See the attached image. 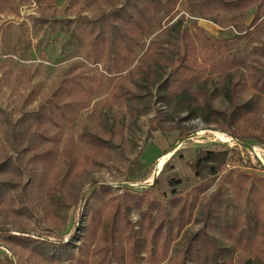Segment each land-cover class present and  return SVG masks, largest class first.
<instances>
[{
  "label": "trees",
  "instance_id": "1",
  "mask_svg": "<svg viewBox=\"0 0 264 264\" xmlns=\"http://www.w3.org/2000/svg\"><path fill=\"white\" fill-rule=\"evenodd\" d=\"M37 1L49 6L53 3V0ZM116 1L118 5L110 13L102 12L94 21L84 22L83 26L90 25V33L95 35L93 51L89 55L92 63H101L106 51L109 62L103 66L105 75L102 78L111 87V101L127 103V127L154 113V105L163 103L173 108V114L167 117L168 114L165 116L158 109L150 120L151 134L179 131L182 139L188 137L191 133L188 129L173 125L176 115L187 111L185 119L201 118L206 126L217 125L219 131L235 139L260 140L259 136L238 126L246 119L264 114L260 104L261 99L264 101V39L253 46L255 35L264 33V0H186L185 9L189 15L218 25L223 33H234L227 39H211L196 21H192L189 27L184 26V17L173 21L170 16L174 2L177 4L179 0H168L167 4L162 0ZM166 17V24L159 27L155 39L148 43L154 18L161 25ZM249 18H252L250 25ZM40 23L47 24L48 21ZM72 24L73 21L67 22L68 26ZM75 30L81 32L83 28L78 26ZM209 78H213L212 88L207 86ZM95 82H91L92 90ZM79 89L87 93L84 86ZM154 89L158 98L152 105L142 93L147 91L152 101ZM63 90L74 91L70 86L63 87ZM244 91L251 93V98L240 101L239 94ZM219 97L229 102V110H218L214 106ZM74 104L84 106L77 101ZM73 105L67 102L65 106L70 109ZM56 112H59V118L68 120L66 110L56 103L54 107L29 113L19 122L17 130L0 109L2 120L8 126V141H15L13 151L33 154L24 167L3 149L0 153V204L3 205L0 215L4 216L6 224H22L24 218L33 215L34 207L28 206L27 200L36 189L42 203L46 197L55 209L60 206L69 212L73 207L84 205L87 212L90 210L81 218L86 220L82 239L88 245V254L96 258L92 264H144L145 261L147 264H223L222 258H227L225 264H233V258L240 252L248 253L259 264H264V179L229 168L238 161L243 162L236 160V150H200L190 164L200 184L185 195L174 191L168 198L159 191L157 181L141 192L127 188L121 195L111 197L112 190L104 186L96 197L97 206L90 207L76 179L88 178L93 167L105 166L115 157L122 158L117 138H122L125 126L111 127L108 120H104L102 130L90 131L86 126L82 127L78 140L85 149L84 160L79 165L73 157V146L70 147L71 153L64 148L59 154V140L47 135V122L61 127L55 118ZM32 121L37 124L26 131ZM166 122H169L168 126ZM69 124L73 126L70 120ZM262 130L264 135V124ZM32 136H35V143L24 146L23 142ZM68 140L73 144V136L70 135ZM50 141L54 144L48 146ZM230 153L233 154L229 157ZM57 159H60L59 164H55ZM63 163L68 168L66 172ZM248 164L253 166L250 162ZM39 165L41 172L37 169ZM26 173L32 176L30 180L25 179ZM148 173L139 153L128 168L126 181L136 183L144 180ZM64 180L68 181L67 201L60 199L58 194L64 187ZM242 182L250 186L252 212L242 223L222 227L224 236L233 242L232 249L220 246L206 229L188 238L181 248L173 250L191 216L199 208L200 196L214 189L200 214L207 224L211 220L218 221L216 213L227 186L241 188ZM170 184L176 187L182 181L172 179ZM44 206L48 218V209L46 204ZM134 209L139 211L138 222L131 219ZM7 232L9 243L29 250L31 255L44 261L60 263L75 257L73 236L67 241L48 235L35 236L24 225L18 229L9 228ZM0 264L14 262L12 258H6L0 260Z\"/></svg>",
  "mask_w": 264,
  "mask_h": 264
},
{
  "label": "rangeland",
  "instance_id": "2",
  "mask_svg": "<svg viewBox=\"0 0 264 264\" xmlns=\"http://www.w3.org/2000/svg\"><path fill=\"white\" fill-rule=\"evenodd\" d=\"M125 1L121 0V3ZM162 3L167 4L168 0H162ZM175 3L170 16L173 21L184 17L186 19L185 27H189L192 21H196L211 39L233 37V32L223 33V29L218 25L189 15L185 9L186 0H179L177 4ZM170 4L173 6V3ZM117 5L116 0H53L50 6L40 4L37 0H0V109L6 113L7 119L19 130V122L24 120L29 113H36L42 108L54 107L56 103L60 104L61 108L66 110L68 120L59 118V112H56L55 118L60 121L61 127L58 128L47 122L46 132L48 137L55 136L59 140L57 146L59 154L64 148H68L71 153L70 147L73 146L75 149L73 157L79 165L84 160L85 149L83 143L78 140V134L82 127L86 126L90 131L95 128L102 130L104 120H108V125L111 127L125 126L123 128L124 135L120 139L117 138L122 158L115 157L105 166L93 167L88 178L76 179L82 188L85 201L89 200L90 207L96 205V197L104 186L112 190L110 197L124 193L128 188L125 185H133L132 190L141 192L156 181L159 191L165 193L168 198L174 191L187 194L200 184V180L196 178L190 165L195 161L200 150H236L238 152L236 160L241 159L244 163L238 161L229 168H237L247 176L254 175L264 179L263 113L242 121L238 126L241 130L259 136L260 140L241 141L219 131L217 125L206 126L201 118L185 119L188 116L187 111H182L176 115L173 125L184 127L191 133L182 139L179 131L162 132L172 139V144L162 153L158 151L157 145L151 144L155 133H150V120L159 109V104L154 105L158 98L157 91L154 89L152 101L147 91H143L142 95L154 105L155 112L141 117L131 127H127V103H113L110 96L111 87L102 78L105 75L103 66L109 62L105 56L106 51L104 50L102 54L101 63H92L89 55L93 51L95 35H91L90 25L83 26L84 22L94 21L102 12L110 13ZM167 19L166 17L161 25H158L154 18L153 25L150 27L152 35L148 38V43L155 39L158 34L157 30L166 24ZM44 20L48 23H40ZM200 20L207 21L206 23L202 22L203 25H208L207 29L199 24ZM68 21H73L72 26L67 25ZM251 22L252 18H249L248 24L250 25ZM78 26H81L83 31L76 32L75 29ZM260 39H264L262 32L253 38V46L259 45ZM212 79H207V86L210 88L213 86ZM93 80L96 82L95 89L92 90L90 86ZM72 84L73 86H71ZM66 86L68 88L70 86L74 91L70 93L63 90V87ZM80 86H84L87 93L80 92ZM60 88L59 93L58 89ZM250 98L251 93L248 91L239 94L240 101ZM76 101L84 103V106L74 104ZM67 102L74 104V107L66 108ZM260 104L264 111L262 99ZM214 106L222 111L230 109V104L224 97L217 98L214 101ZM167 107V117H169L173 114V108L169 105ZM185 114L187 116H183ZM2 119L3 117L0 115V153L3 149L16 163L26 167L30 160L29 157L33 154L25 155L21 150L13 151L12 144L15 141H8V126ZM182 119L185 120L182 122ZM69 120L72 121L73 126H70ZM36 124L35 121H32L26 127V131L32 130ZM165 124L168 126L169 122ZM70 135L73 136V144L68 140ZM34 143L35 136H32L29 140L24 141L23 145L29 146ZM47 144L48 146L52 145L54 141ZM139 153L142 154V160L148 167L149 173L144 180L127 183L128 168ZM232 154L230 153L229 157ZM165 156L168 158L164 160L162 168L158 170V164ZM59 161L60 159H57L55 164H59ZM249 162L253 166H250ZM258 165L262 168H253ZM37 167L41 172L40 165ZM62 167L66 172L67 166L63 163ZM156 171H158V175L154 181L153 174ZM31 178L32 176L26 173L25 179L30 180ZM172 179L180 180L182 184L173 187L170 184ZM235 179L241 181L239 177H235ZM93 182L97 184L94 185ZM63 183L64 187L58 194L60 199L67 201L68 197L65 191L68 188V181L64 180ZM241 185V188L227 186V192L222 195L220 210L216 213L218 221L211 220L208 224L203 220L200 210L208 202L214 189L200 196L198 199L199 208L191 216L190 223L181 238L174 244L173 250L181 248L188 238L206 229L220 246L232 249L233 242L224 236L222 227L226 224H240L252 212L249 199L250 186L243 182ZM44 204L48 209V218L44 214ZM27 205L34 207L33 215L24 218L22 224H6L4 216L0 215V260L12 258L14 264H92L95 261L96 258L88 254V245L82 239L86 220L81 217L90 213V210L87 212L84 205L73 207L69 212L60 206L55 209L46 197L42 203L36 189L32 192L31 199L27 200ZM1 207H3L2 204H0ZM131 219L133 222L139 221L140 216L137 209L132 211ZM22 225L26 226L28 232L35 236L48 235L53 239L66 241L71 239V236L75 237L74 259L67 262L51 263L31 255L29 250L21 246H13L7 241V229L13 227L18 229ZM136 231L139 232V228ZM144 257L147 258L146 254ZM226 259L222 258L223 264ZM144 264L147 262L145 261ZM233 264L259 263L250 254L240 252L233 258Z\"/></svg>",
  "mask_w": 264,
  "mask_h": 264
},
{
  "label": "crops",
  "instance_id": "3",
  "mask_svg": "<svg viewBox=\"0 0 264 264\" xmlns=\"http://www.w3.org/2000/svg\"><path fill=\"white\" fill-rule=\"evenodd\" d=\"M200 21H201V23H199V24L201 26H203L205 29H207L208 25L202 24V22L206 23L207 21H204V20H200ZM171 140L172 139L170 137H167L166 134L158 131V132H155V134L153 135V140H152L151 144L157 145L158 151L163 153L172 144Z\"/></svg>",
  "mask_w": 264,
  "mask_h": 264
},
{
  "label": "built area",
  "instance_id": "4",
  "mask_svg": "<svg viewBox=\"0 0 264 264\" xmlns=\"http://www.w3.org/2000/svg\"><path fill=\"white\" fill-rule=\"evenodd\" d=\"M159 110L166 116L168 114V108L163 103H159L158 105ZM183 116H187L186 114ZM243 144V143H242ZM244 145V144H243Z\"/></svg>",
  "mask_w": 264,
  "mask_h": 264
},
{
  "label": "bare ground",
  "instance_id": "5",
  "mask_svg": "<svg viewBox=\"0 0 264 264\" xmlns=\"http://www.w3.org/2000/svg\"><path fill=\"white\" fill-rule=\"evenodd\" d=\"M222 137L224 138V136H222ZM167 158H168V156H165V157L162 158V160H160V162H159V164H158V170H160V169L162 168V165H163V163H164V160L167 159ZM157 175H158V171H156V172L153 174L154 181H155Z\"/></svg>",
  "mask_w": 264,
  "mask_h": 264
},
{
  "label": "water",
  "instance_id": "6",
  "mask_svg": "<svg viewBox=\"0 0 264 264\" xmlns=\"http://www.w3.org/2000/svg\"><path fill=\"white\" fill-rule=\"evenodd\" d=\"M244 146H247L246 144H244ZM249 148H251V147H249ZM156 180V179H155ZM125 186H127L128 188H134V186L133 185H125ZM151 186H153V184L152 185H150L149 187H151ZM148 187V188H149Z\"/></svg>",
  "mask_w": 264,
  "mask_h": 264
}]
</instances>
